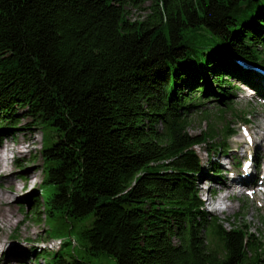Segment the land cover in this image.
I'll use <instances>...</instances> for the list:
<instances>
[{
  "label": "trees",
  "instance_id": "trees-1",
  "mask_svg": "<svg viewBox=\"0 0 264 264\" xmlns=\"http://www.w3.org/2000/svg\"><path fill=\"white\" fill-rule=\"evenodd\" d=\"M136 1L0 0V129L15 128L20 109L50 129L40 151L46 215L72 227L89 220L80 235L90 255L262 264L255 231L204 209L194 147L215 137L186 128L189 111L223 105L238 84L264 98L246 66L264 68V0H160L131 19ZM62 251L43 254L48 264H89Z\"/></svg>",
  "mask_w": 264,
  "mask_h": 264
},
{
  "label": "rangeland",
  "instance_id": "rangeland-1",
  "mask_svg": "<svg viewBox=\"0 0 264 264\" xmlns=\"http://www.w3.org/2000/svg\"><path fill=\"white\" fill-rule=\"evenodd\" d=\"M156 1L160 2V0H137L134 4L127 5L128 16L131 19H144L150 12L151 5ZM203 38L207 40L206 36ZM246 66L255 70L264 83V68L256 64ZM195 93L196 96L199 95V92ZM225 101L221 105L216 100H208L187 113L188 133H203L213 128V137H215L208 144L194 147L202 165L198 193L204 202V209L221 219L227 228L230 224L249 226L264 245V199L259 189L257 190L259 196L255 199H253L254 192L250 194L243 192L244 198L237 192L236 196L217 201L219 196L225 193L220 190L222 185L220 178L226 179L231 170L238 168L237 163L239 161L241 163L240 148L234 151L235 141L239 139L240 134L247 132L246 127L253 119L251 110L264 111L262 105L264 98L253 96L251 91L238 84ZM20 113H22L21 109L18 111V124L15 128L0 129V146L7 144L8 147L7 150L2 151L0 158L1 164L5 167L6 177L15 174L19 178H26L17 179L14 188L8 187L11 190L8 192L1 190L6 187V177H0V190L8 194L7 203L0 204V207L6 209L10 204L14 210L10 221L0 219V264H6L8 260L16 264H48L51 256H45L43 253L48 252L51 255L60 246H63L62 252L66 257H77L89 264H116L115 259L106 253L94 256L85 251L80 232L89 220L77 221L73 227L70 223L63 224L61 216L48 220L45 198L51 192V187H43V160L40 151L43 144L51 143L52 132L48 128L43 129L38 124H34L30 117ZM244 114H247L250 121L242 120ZM256 121L263 125L264 116L258 115ZM227 123H230V128L235 129V133L225 139L223 127H226ZM219 142L227 143L226 153L219 152L213 147ZM257 157L256 151V159L253 160L256 173L248 176L251 183V180L262 179L264 175L261 168L264 166L262 162L264 158L257 159ZM215 162L218 165H215ZM214 166L220 169L218 175L211 172ZM210 191L213 193L212 199H209ZM66 242L69 243L64 246ZM36 255L39 257L36 258ZM262 264H264V255Z\"/></svg>",
  "mask_w": 264,
  "mask_h": 264
},
{
  "label": "bare ground",
  "instance_id": "bare-ground-1",
  "mask_svg": "<svg viewBox=\"0 0 264 264\" xmlns=\"http://www.w3.org/2000/svg\"><path fill=\"white\" fill-rule=\"evenodd\" d=\"M249 65V64H248ZM246 98V97H244ZM264 107V102L262 103ZM251 115L253 114V119L252 122H249V125L246 127L247 132L244 134H240L239 139L235 141V148L234 151L238 150V147L241 150V163L239 162L237 164L238 168L235 170L230 171V175L225 178H220L221 186L220 190L225 193L223 195H220L218 200L223 201L224 198L228 197H233L237 195V192L240 193L239 196L244 198L242 196V192L239 189L242 184L249 182V177L248 175H253L256 173L255 171V165L253 164V160H255L256 153L254 152L257 151V158L258 159H263L264 158V124L261 125L257 123L256 117L258 115H263L264 116V111L263 112H258L257 110H251ZM250 121L247 119L246 122ZM7 144H3L0 146V158L1 153L3 150H7ZM21 151V150H19ZM240 152V151H239ZM226 153V152H225ZM263 157V158H262ZM218 160V159H217ZM264 162V159L262 160ZM264 173V166L261 167ZM7 174H5V167L4 165L1 164L0 162V177L5 178ZM255 176V175H254ZM17 179H26L23 177H17V175L12 174L10 177H6V187L1 189L2 191H8L10 192L11 190L8 189V187L14 188L15 186V181ZM256 179V178H255ZM255 185H261L264 187V175L262 179H257L254 181ZM0 190V204L2 205L3 203H7V197L8 194H5L4 192H1ZM260 190V194L262 198L264 199V192H262V189ZM258 193L257 191H254L253 193V199L257 198ZM14 213L12 205L8 204L7 208H1L0 207V219L2 221H10V218L12 214ZM6 264H16L14 261L8 260L5 262ZM24 263V262H23Z\"/></svg>",
  "mask_w": 264,
  "mask_h": 264
}]
</instances>
